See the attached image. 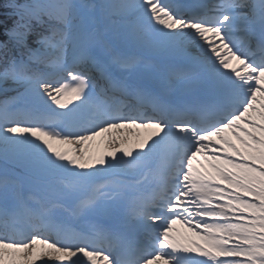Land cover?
I'll use <instances>...</instances> for the list:
<instances>
[{
	"label": "snow or ice",
	"instance_id": "obj_1",
	"mask_svg": "<svg viewBox=\"0 0 264 264\" xmlns=\"http://www.w3.org/2000/svg\"><path fill=\"white\" fill-rule=\"evenodd\" d=\"M0 8V264H264V0Z\"/></svg>",
	"mask_w": 264,
	"mask_h": 264
},
{
	"label": "bare ground",
	"instance_id": "obj_2",
	"mask_svg": "<svg viewBox=\"0 0 264 264\" xmlns=\"http://www.w3.org/2000/svg\"><path fill=\"white\" fill-rule=\"evenodd\" d=\"M3 99V96L2 95H0V100H2ZM100 148H107V150H111V148H112V145H107V146H105V145H98ZM119 145H116V147H118ZM93 147H97V144H94L93 145ZM177 228H180L181 229V232H183V229H182V227L180 226V225H177Z\"/></svg>",
	"mask_w": 264,
	"mask_h": 264
},
{
	"label": "trees",
	"instance_id": "obj_3",
	"mask_svg": "<svg viewBox=\"0 0 264 264\" xmlns=\"http://www.w3.org/2000/svg\"><path fill=\"white\" fill-rule=\"evenodd\" d=\"M5 14V10L3 8H0V15Z\"/></svg>",
	"mask_w": 264,
	"mask_h": 264
},
{
	"label": "rangeland",
	"instance_id": "obj_4",
	"mask_svg": "<svg viewBox=\"0 0 264 264\" xmlns=\"http://www.w3.org/2000/svg\"><path fill=\"white\" fill-rule=\"evenodd\" d=\"M5 14L0 15V20L4 18Z\"/></svg>",
	"mask_w": 264,
	"mask_h": 264
}]
</instances>
